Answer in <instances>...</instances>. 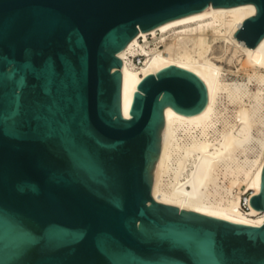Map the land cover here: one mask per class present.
<instances>
[{"label": "water", "instance_id": "obj_1", "mask_svg": "<svg viewBox=\"0 0 264 264\" xmlns=\"http://www.w3.org/2000/svg\"><path fill=\"white\" fill-rule=\"evenodd\" d=\"M209 4L254 5L235 36L264 37V0H0V264H264V223L151 196L163 110L199 113L201 81L148 75L121 114L118 52ZM250 205L264 214V167Z\"/></svg>", "mask_w": 264, "mask_h": 264}, {"label": "bare ground", "instance_id": "obj_2", "mask_svg": "<svg viewBox=\"0 0 264 264\" xmlns=\"http://www.w3.org/2000/svg\"><path fill=\"white\" fill-rule=\"evenodd\" d=\"M255 14L252 4L227 9L209 4L148 32L139 30L117 54L120 109L126 119L141 81L169 67L192 73L206 91V103L194 116L170 107L163 110L152 198L249 227L264 223L263 212L250 205L251 197L260 192L264 167V37L251 49L235 35ZM136 57L140 64L134 62ZM230 75L245 80L229 79Z\"/></svg>", "mask_w": 264, "mask_h": 264}, {"label": "rangeland", "instance_id": "obj_3", "mask_svg": "<svg viewBox=\"0 0 264 264\" xmlns=\"http://www.w3.org/2000/svg\"><path fill=\"white\" fill-rule=\"evenodd\" d=\"M151 44H152V41H149ZM135 62V61H134ZM228 78L229 79H238V80H245V77L244 76H239V77H235V76H232V75H230V76H228ZM243 78V79H242ZM231 109V108H230ZM256 133L254 132V135H255ZM239 190H241V191H244L245 189H244V187L242 186V185H240L239 186ZM249 194H250V192H247L246 194H245V196H249Z\"/></svg>", "mask_w": 264, "mask_h": 264}, {"label": "built area", "instance_id": "obj_4", "mask_svg": "<svg viewBox=\"0 0 264 264\" xmlns=\"http://www.w3.org/2000/svg\"><path fill=\"white\" fill-rule=\"evenodd\" d=\"M141 58L140 57H136V58H134V61H135V63L136 64H140L141 63ZM242 208L244 209V210H247V205H246V203L243 201L242 202Z\"/></svg>", "mask_w": 264, "mask_h": 264}]
</instances>
